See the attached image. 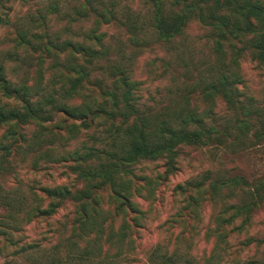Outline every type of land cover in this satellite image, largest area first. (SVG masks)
Returning <instances> with one entry per match:
<instances>
[{"label": "rangeland", "instance_id": "obj_1", "mask_svg": "<svg viewBox=\"0 0 264 264\" xmlns=\"http://www.w3.org/2000/svg\"><path fill=\"white\" fill-rule=\"evenodd\" d=\"M166 1L172 4L174 0ZM106 7L108 11L103 12ZM155 10L147 0H0V65L15 87L37 79L39 71L29 67L28 54L18 41L23 32L35 44L45 42L48 35L60 45L105 44L118 60L135 54L129 77L139 84L138 97L146 108L154 112L173 109L187 98L188 110L201 114L208 105L200 95L210 79L207 69L215 61L213 32L192 18L173 42L159 44L151 35ZM132 22L147 31L140 34L136 45H142L144 38L147 44L139 50L129 28ZM226 42L224 61L229 70L222 72L236 80L239 98L230 110L216 97L214 112L219 126L229 123L240 128L235 135L241 145H181L174 153L139 160L131 166L132 173L123 176L134 211L121 207L110 187H93L87 203L97 223L92 231L85 224L89 232L80 227L82 204L59 199L51 217L23 223L22 231L15 233L22 241L20 247L33 246L27 252L15 255L20 247L0 236V264H90L91 260L95 264H163L173 257L177 264H264V65L253 59L244 44L231 47ZM16 46L17 58H9V50ZM45 69L49 78L50 67ZM18 104L0 92L1 106ZM33 159L31 155L17 158L12 170L0 174V197L33 205L29 188L35 183L66 186L72 194L89 188L67 164L34 170ZM207 171L216 182L221 178L232 181L229 188L223 187L216 205L186 189L188 181ZM194 198L199 199L197 204ZM223 205L234 206L232 220H217ZM245 205L251 206L250 218L239 210ZM47 206V201L42 204V208ZM132 219L139 220L142 228L123 232L125 226L132 228L126 224ZM122 235L126 238L120 244Z\"/></svg>", "mask_w": 264, "mask_h": 264}, {"label": "trees", "instance_id": "obj_2", "mask_svg": "<svg viewBox=\"0 0 264 264\" xmlns=\"http://www.w3.org/2000/svg\"><path fill=\"white\" fill-rule=\"evenodd\" d=\"M187 1L174 0L169 4L166 0H147L156 8L151 35L159 44L173 42L192 18H197L213 32L215 61L207 69L210 79L200 95L208 105L201 114L188 110L187 98L184 104L158 112L141 104L139 84L129 77L135 54L124 60L113 58L111 48L100 44L98 38H94L100 44L97 47L72 42L55 44L49 40V35L45 42L35 44L32 37L26 38L27 33H20L18 41L28 54V65L35 66L39 72L33 83L15 87L0 65V92L6 98L19 102L13 108L0 105V174L12 170L17 158L25 160L31 155L34 157V170L42 165L67 164L89 188L72 194L66 186L50 188L35 183L29 188L33 205L1 196L0 236L12 246L17 244L20 247L22 241L14 235L22 231L23 223L51 217L60 205L59 199L63 198L82 204L84 219L80 227L89 232L85 228L88 223L92 231L97 220H94V214L89 215L87 200L93 187H110L121 207L133 212L135 208L130 201V188L123 176L131 174V166L139 160L174 153L181 145L211 147L216 144H242L235 135L240 128H233L229 123L219 126L214 107L216 97L220 96L230 110L236 107L239 98L236 80L226 75L229 65L224 61L225 41L231 47L238 42L244 44L253 59L264 65V2ZM93 9L94 13L103 17V12L108 11L107 7L102 13L98 8ZM109 13L113 14L112 10ZM131 19L129 17L128 21ZM129 28L136 40L135 45L141 39L140 34L147 32H144V26L133 22ZM145 43L146 38L142 45H136V50L146 46ZM18 47L9 50V58H17ZM233 62L236 64L235 59ZM47 66L52 72L49 78L46 77ZM41 161L44 162L40 164ZM211 176L210 171L203 173L197 179L188 181L186 189L196 192L199 199L206 196L208 202L216 205L221 190L229 188L232 181L221 178L216 182ZM21 197L26 200V196ZM199 199L194 198L196 204ZM46 201L47 208H42ZM250 207L245 205L239 209L245 218H250ZM233 209L234 206L223 205L217 220H232ZM126 222L132 228L125 226L123 232L142 228L139 220ZM125 238L122 235L119 243L123 244ZM32 247L23 245L14 254L25 253ZM174 258L167 259L163 264H177ZM91 261L90 264H95Z\"/></svg>", "mask_w": 264, "mask_h": 264}]
</instances>
